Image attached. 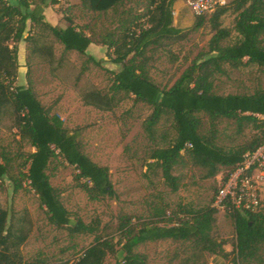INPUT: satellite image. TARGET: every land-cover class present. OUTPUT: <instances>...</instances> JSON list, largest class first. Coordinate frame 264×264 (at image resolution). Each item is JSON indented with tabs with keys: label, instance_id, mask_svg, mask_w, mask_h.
I'll list each match as a JSON object with an SVG mask.
<instances>
[{
	"label": "trees",
	"instance_id": "1",
	"mask_svg": "<svg viewBox=\"0 0 264 264\" xmlns=\"http://www.w3.org/2000/svg\"><path fill=\"white\" fill-rule=\"evenodd\" d=\"M78 1L91 13L104 15L117 14L127 0ZM177 1L150 0L146 10L136 16L120 12L116 27L96 36L88 27L78 28L70 18L65 19L64 28L45 22L44 9L58 5L59 0H0V120L10 112L18 137L33 149L22 159L13 191L21 190L26 183L49 225L66 229L69 236L95 235L91 246L65 264H107L110 258L115 259V264H146L143 256L135 252L137 247L166 240L186 244L198 254L228 255L224 243L213 235L216 215L221 213L213 207V201L243 156L264 144V90L251 95H217L214 79L226 75V68L238 70L246 65L264 72V2L232 0L207 15L213 35L206 54L193 60L170 88L161 89L149 73L153 55L184 41L188 33L174 26L172 13ZM228 11L235 15L231 30L221 26V18ZM207 16L196 17L189 31L200 29ZM232 32L236 40L225 45ZM42 33L52 36L63 52H75L86 59L85 64L101 69L87 50L93 44L106 47L108 61L118 70L106 71L110 82L107 92L86 94L82 98L84 105L112 112L123 100L130 99L134 105L151 108L143 122L148 140H156L162 121L169 123L174 138L165 148L151 150L145 163L146 173L159 171L163 183L176 192L179 179L172 171L187 160L202 171L205 179L217 177L211 206L201 210L181 207L171 213L166 207L152 206L149 219L136 224L123 215L117 223V242L98 234L97 225L69 218L60 190L51 186L47 175L57 160L74 169V181L89 200L113 193L108 169L83 153L81 129L68 131L60 117L40 102L32 87L15 85L20 42L26 43L33 53L51 58V48L38 46ZM204 120L207 129L202 132ZM222 124H231L235 137L246 130L252 134L243 144L225 149L219 145L222 137L229 138L220 129ZM161 137L167 139L165 134ZM11 170L12 158L0 147V182L10 179ZM221 170L225 172L219 175ZM222 214L231 220L234 229L233 264L258 260L264 251V212L225 209ZM26 225L25 219L15 221L0 207V264H37L28 262L22 253L29 237Z\"/></svg>",
	"mask_w": 264,
	"mask_h": 264
},
{
	"label": "rangeland",
	"instance_id": "2",
	"mask_svg": "<svg viewBox=\"0 0 264 264\" xmlns=\"http://www.w3.org/2000/svg\"><path fill=\"white\" fill-rule=\"evenodd\" d=\"M150 0H127L118 9L104 15L94 14L83 7L78 0H59L58 5L44 9V20L52 26L64 28L65 19H72L78 27H88L96 36L116 27L119 13L132 16L142 14ZM174 26L188 31L186 39L159 50L153 55L149 69L152 80L161 88H170L185 68L193 60L206 54L208 42L213 33L204 17L203 25L196 31H189L194 25V17L183 0L173 7ZM235 15L228 11L221 18L222 28L231 30ZM38 46L51 48L48 58L35 54L24 42L17 45L18 70L16 86H30L40 102L58 115L68 131L81 129L83 153L99 166L106 167L110 174L111 196L92 201L74 181L72 167L57 160L48 169L51 186L61 192V202L72 221L81 220L85 224L98 226V234L117 242V223L125 215L133 224L147 220L152 206L166 207L171 213L181 207L201 210L211 206L217 177L205 179L199 168L187 160L174 167L172 174L179 179L176 192L163 183L160 172L146 173L145 163L154 148H165L174 138L168 122L162 121L156 140L151 142L143 130V122L151 113V108L142 104L134 105L130 99L123 100L112 112L101 111L84 105L82 98L95 91L107 92L110 82L106 71L115 72L117 67L108 61L107 49L102 45H90L87 55L101 64L103 69L85 64V58L75 52H63V48L49 34L42 33ZM234 32L224 42L236 40ZM258 89L264 90V72L257 67L246 65L238 70L226 68V75L214 79V93L217 95H251ZM204 120L201 131L205 132ZM223 134L219 145L230 149L243 144L251 136L246 130L242 136L233 135L231 124L220 126ZM165 134L167 139L161 136ZM0 147L12 158L10 179L0 182V207L7 210L13 220L25 219L29 237L22 248L24 258L37 264H65L71 262L91 246L95 235L69 236L66 229H56L48 224L37 197L28 191L26 183L22 189L14 190V180H18V170L24 155L33 149L26 141L20 140L9 112L0 120ZM221 170L219 175L224 173ZM14 178V179H12ZM261 212H264V187L260 192ZM149 219V218H148ZM213 235L224 243L226 257L194 253L189 246L169 240L140 245L135 252L143 256L146 264H233L235 235L231 220L217 213ZM118 248V247H117ZM258 260L249 264H264V251ZM107 264H115L110 258Z\"/></svg>",
	"mask_w": 264,
	"mask_h": 264
},
{
	"label": "built area",
	"instance_id": "3",
	"mask_svg": "<svg viewBox=\"0 0 264 264\" xmlns=\"http://www.w3.org/2000/svg\"><path fill=\"white\" fill-rule=\"evenodd\" d=\"M183 1L194 17H202L214 13L218 8L228 6L232 0ZM172 14H175L174 11ZM262 187H264V144L254 152L243 156L242 162L216 194L213 207L221 213L225 209L257 213L261 209Z\"/></svg>",
	"mask_w": 264,
	"mask_h": 264
},
{
	"label": "crops",
	"instance_id": "4",
	"mask_svg": "<svg viewBox=\"0 0 264 264\" xmlns=\"http://www.w3.org/2000/svg\"><path fill=\"white\" fill-rule=\"evenodd\" d=\"M174 6H175V4H174ZM174 6H173V7H174ZM174 13H175V12H174Z\"/></svg>",
	"mask_w": 264,
	"mask_h": 264
}]
</instances>
